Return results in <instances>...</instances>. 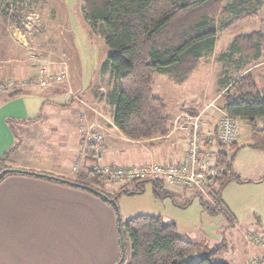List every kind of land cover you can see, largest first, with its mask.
I'll list each match as a JSON object with an SVG mask.
<instances>
[{"label": "crops", "instance_id": "0c3cea01", "mask_svg": "<svg viewBox=\"0 0 264 264\" xmlns=\"http://www.w3.org/2000/svg\"><path fill=\"white\" fill-rule=\"evenodd\" d=\"M56 48L57 51L63 50L61 42ZM71 67L66 66L67 77L60 83L42 89L26 88L20 96L6 101L0 95V159L18 142L5 163L7 170L28 169L66 179L89 171L96 161L92 151L83 142L82 132L86 128L101 134L103 151L98 164L110 167L116 165L117 153H120L119 159H122L119 167H144L150 164L166 166L181 162L189 135L187 132L175 131L173 123L179 117L201 114L204 131L214 134L217 130L223 105L215 106V103L221 100L224 91L220 87L212 92H208L205 87L203 90L198 88L197 81H191L193 74L183 85L175 86L176 89L167 87L161 90L165 85L159 87L162 94L157 98L163 102L170 118L168 135L162 139L131 142L114 127L113 107L106 101L105 95L103 99L97 96L109 91L102 82L99 69L96 83L82 90L81 76ZM11 71L9 69L8 72ZM10 121L18 123L14 129L10 127ZM242 122L250 133L251 127L247 122ZM256 127H264V119L257 120ZM133 145L141 146L148 153L147 162L132 164L134 162L124 160L122 149ZM249 145L237 148L232 161L233 171L244 183H228L220 196L231 219L222 214L204 219L202 214L206 212L198 203L195 206L199 214L203 213L197 220L184 222L185 225L179 222L176 215H164L167 218L165 223H173L180 238L198 246L194 256L196 259L206 254L204 243L209 235H223L221 223L224 220L232 230L246 229L245 234H264L256 228L259 227L261 213L264 214V151ZM236 146L237 140L230 148L217 146L216 151L231 155L230 149ZM243 148L251 150L246 151L249 153L247 169L244 171L239 169L236 161L238 154L245 152ZM34 152L39 156L36 160ZM74 166L76 172L71 170ZM20 175L4 176L0 182V264H114L118 260L120 250L116 219L111 208L88 194L47 179ZM163 189L167 191L164 195L171 197V208L175 212H187L196 204V197L190 193L196 194L195 190L171 187L165 183ZM170 203H167L168 206ZM258 204H261L260 208ZM185 205L190 206L181 209ZM245 208L248 216H253L257 224H242V217L240 222L237 221L241 209ZM156 216L161 219L164 217L159 214ZM210 225H215V229L209 231ZM251 237L252 241L250 237H244V244L241 242L242 251L231 253L227 264H252V261L264 264V250L254 242V236ZM228 239L233 241L231 232L228 233Z\"/></svg>", "mask_w": 264, "mask_h": 264}, {"label": "trees", "instance_id": "16d2710c", "mask_svg": "<svg viewBox=\"0 0 264 264\" xmlns=\"http://www.w3.org/2000/svg\"><path fill=\"white\" fill-rule=\"evenodd\" d=\"M80 4L90 31L97 33L104 45L116 52L99 66V75L106 76L109 86L105 99L113 107V125L127 140L145 142L165 138L169 133V115L163 102L153 95V76H164L176 87L183 85L199 62L213 53L217 33L230 32L256 18L264 0H80ZM0 5L8 8V0H0ZM263 51L264 34L260 32L233 38L228 63L238 76L219 86L224 91L222 110L236 120L247 122L251 127L249 147L261 151H264V127L257 128L256 122L264 119V86L260 89L242 72L257 65ZM21 94L22 90L6 92L4 101ZM17 124L9 123L12 129ZM17 146L18 142L1 156L0 173L8 169L5 163ZM233 156L234 153L226 155L220 151L216 156L217 174L205 187L211 203L196 192L201 208L210 216L222 214L231 219L221 201V193L230 182L244 183L232 169ZM18 171L21 173L9 174L50 179L98 198L97 193H101L113 201L106 203L114 210L117 208L115 196L102 190L99 176L92 170L70 179L43 172ZM147 181L153 183L156 196H166L164 183L159 179L134 180L119 191L125 194L141 192L140 184ZM132 184L137 191L126 189ZM117 225L119 259L122 252L125 254L124 239L130 243L127 264H227L215 260L220 247L207 251L201 258H194L198 246L180 238L175 225L163 222L158 216H136L125 224L119 221Z\"/></svg>", "mask_w": 264, "mask_h": 264}, {"label": "rangeland", "instance_id": "374dc122", "mask_svg": "<svg viewBox=\"0 0 264 264\" xmlns=\"http://www.w3.org/2000/svg\"><path fill=\"white\" fill-rule=\"evenodd\" d=\"M8 5V8L4 5H0V83H3L8 79L17 80L26 79L31 76L35 77L42 71H47L48 73H59L64 71L67 77L66 66L68 67L72 65L71 70H77L79 72L78 74L81 76L80 86L83 90L84 88L96 83V77L100 66L99 62H101V60H105L112 54H116L115 51L109 50L104 45L97 33L90 31L81 13L80 0H8ZM4 9L5 14H2V10ZM252 32H260L264 34V5L260 8V12L256 18L235 27L230 32L217 33L213 53L210 56L204 57L199 62L197 69L193 73L194 76L191 81H197L196 86L198 88L202 89L205 87L208 92H212L219 87L222 82L229 81L230 79L234 80L238 74L235 72L234 67L228 63L230 43L236 36L246 35ZM56 42L59 44L61 42L63 50H56V45L59 46ZM9 69H12L11 73L8 72ZM35 72L36 74H33ZM242 74L249 75L260 89L264 86V51L260 62L257 65L248 67V69L242 72ZM102 82L105 86L109 87L106 76L102 77ZM152 83L153 95L155 97L161 96L162 93L159 91V87L161 85H165V87L161 90H164L167 87L176 89L175 86L164 76L154 75ZM30 89L42 88L35 87ZM99 91L97 92L98 94ZM104 93L102 95H97L98 98L103 99V96L106 95ZM0 95L4 96V93H0ZM0 101L2 102V100ZM216 104L221 105L222 100H218V102L215 103V106ZM236 126L237 146L230 149L231 153H234L237 148L240 149L242 146L250 144L249 129L246 124L242 121H237ZM243 149H245V152L238 154L236 157L237 166L242 171L247 169L246 161L248 159L247 157L249 152L246 151H251L247 150V148ZM116 156H118V160L116 165L113 167H119V161H122V159H119L120 153H117ZM121 156L125 161L129 160L130 162H134L132 164L147 162L149 158L148 153L143 150L141 146L134 145L123 148ZM33 157L36 160L39 156L36 152H34ZM23 170L33 171L28 169ZM5 176H17V174H7ZM23 177L35 179L34 176L23 175ZM74 177L75 176L72 178ZM47 181L88 194L98 200H101L93 194L79 188L60 184L58 182L51 181L50 179ZM99 181L102 183V190L106 194L109 196H115L117 212L120 223L122 224L127 223L136 216H156V214L163 216L176 215L180 220L179 222L184 224L186 221L199 219V215L203 213L201 212V214H199L195 206L197 203L198 205H201V202L199 197L196 196L194 192L190 193L194 196V198L196 197V204H194V206H192L187 212L184 210L181 212H175L174 208H171V197L156 196L154 194L153 183L151 181L140 184L142 191L132 194L120 192L119 188L123 186L121 184L104 181L100 177ZM126 189L128 191L138 190L133 184L129 185ZM202 196L205 201H211L209 197L207 198L206 194H202ZM101 201L112 209L116 219L115 210L105 201ZM168 202L170 203V206H168ZM190 205H188V207ZM260 205L261 204H258V208H260ZM184 207H186V205L181 207V209ZM204 209L206 210V208ZM240 213L237 217L238 222H240V217H242V224H257V220L255 221L253 216H248L246 208L241 209ZM261 214V219L258 225L259 227L256 228L259 229L260 232L264 233V214ZM202 215L203 218L215 217L210 216L207 213H203ZM165 219H167L166 216L162 218L163 222H165ZM221 224L224 237L223 235H209L208 240L205 241L204 244L207 247V251L220 247V251L216 255L215 260L219 262H227L231 253L242 251L241 242L243 243L244 237L247 239L250 237L249 240L252 241L251 236H255V233L253 232L252 234H249L247 232L245 234L244 232H246V229H241L240 231H236L235 229L232 230L231 227L227 226L228 223L225 220ZM215 227V225H210L208 230H214ZM115 228L117 234V219L115 220ZM229 232H231L233 236L232 242L228 239ZM257 237H259L261 244H264V234L258 235ZM124 243L125 259L122 264H127L130 258L131 250L130 243L127 238L124 239ZM259 243L260 242L257 244ZM117 261L114 264H116Z\"/></svg>", "mask_w": 264, "mask_h": 264}, {"label": "built area", "instance_id": "2783aa9c", "mask_svg": "<svg viewBox=\"0 0 264 264\" xmlns=\"http://www.w3.org/2000/svg\"><path fill=\"white\" fill-rule=\"evenodd\" d=\"M65 77L64 71L56 75L42 71L35 77L31 76L17 80L8 79L0 83V93L26 88H43L54 83H60ZM236 122L235 118L230 117L224 111H220L217 130L213 134L204 131L201 114L195 117L177 118L173 123V127L175 131L188 133L187 149L181 162L166 166L157 164L144 167L102 166L98 164L103 151L101 134L88 128L82 132V135L85 147L92 151L93 158L96 161L90 170L96 172L104 181L125 185L134 180L159 179L167 186L195 190L201 194H206L208 198L205 187L218 171L216 147L230 148L235 144L237 140ZM71 170L76 172V167H72ZM163 193H167V191L163 189ZM258 235L255 234L253 239L256 243L260 242L259 244L264 250V244H261ZM254 263L256 261H252V264Z\"/></svg>", "mask_w": 264, "mask_h": 264}, {"label": "water", "instance_id": "95a60500", "mask_svg": "<svg viewBox=\"0 0 264 264\" xmlns=\"http://www.w3.org/2000/svg\"><path fill=\"white\" fill-rule=\"evenodd\" d=\"M9 173H21V171H18V170H5V171H2L0 173V179L3 178L6 174H9ZM60 182H65L64 180H60ZM97 195L99 196V198L105 202H109V203H113V201L109 200L105 195L101 194V193H97ZM115 213H116V219H117V222L120 221L119 219V215H118V212H117V208L115 209ZM124 257H125V254L124 252H122V255L118 261L117 264H122L123 261H124Z\"/></svg>", "mask_w": 264, "mask_h": 264}]
</instances>
